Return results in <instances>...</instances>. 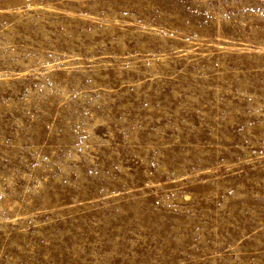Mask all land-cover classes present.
<instances>
[{"label": "rangeland", "instance_id": "1", "mask_svg": "<svg viewBox=\"0 0 264 264\" xmlns=\"http://www.w3.org/2000/svg\"><path fill=\"white\" fill-rule=\"evenodd\" d=\"M0 264H264V0H0Z\"/></svg>", "mask_w": 264, "mask_h": 264}]
</instances>
